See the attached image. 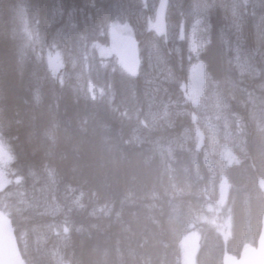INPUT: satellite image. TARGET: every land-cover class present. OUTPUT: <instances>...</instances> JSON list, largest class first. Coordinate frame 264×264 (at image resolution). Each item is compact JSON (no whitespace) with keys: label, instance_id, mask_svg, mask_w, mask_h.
Listing matches in <instances>:
<instances>
[{"label":"trees","instance_id":"1","mask_svg":"<svg viewBox=\"0 0 264 264\" xmlns=\"http://www.w3.org/2000/svg\"><path fill=\"white\" fill-rule=\"evenodd\" d=\"M152 1L0 0V150L8 156L0 213L24 264H181L179 242L191 230L196 264L255 245L264 210L256 186L264 179V0H197L200 10L194 0H168L166 38L151 29ZM194 17L201 45L193 57L179 35ZM114 22L132 26L136 73L96 54ZM54 52L57 71L46 61ZM192 61L204 66V92L223 106L213 142L182 90ZM225 223L227 237L217 230Z\"/></svg>","mask_w":264,"mask_h":264},{"label":"rangeland","instance_id":"2","mask_svg":"<svg viewBox=\"0 0 264 264\" xmlns=\"http://www.w3.org/2000/svg\"><path fill=\"white\" fill-rule=\"evenodd\" d=\"M151 4H153L152 0H146L144 2V8L152 7ZM201 6L202 5H198V3L193 5V7H196V10L203 8ZM228 6L234 7L238 5L233 4ZM232 11V16L235 20L234 23H238L235 17L236 9L234 8ZM197 24L198 21L194 17L191 22V27L187 31H182L181 33V40L187 45L188 52L193 55L197 54L200 48V43L195 34ZM233 29H236V26L233 27L232 30ZM108 37L109 40L106 45L96 46V54L104 59H114L124 67L120 58V51L125 47V45L132 42L134 39L130 26L126 23H112L108 28ZM235 37L237 38L238 36L235 35ZM46 61L54 71H57L61 67V59L56 52L48 54L46 56ZM204 76V68L201 63L193 62L189 64L187 68V82L185 90L188 99L201 114L199 116V120L203 123L206 131L209 133L207 134V137L211 136L210 139L213 141L216 139V133L219 132L220 123L224 125L225 119L223 118V106L221 105L218 96L215 94H207L203 91ZM7 161V154L3 150H0V178L2 177V172ZM209 210H211V208H209ZM217 230L221 235L226 236L229 233V226L225 223ZM198 241V234L193 230L182 236L179 242L181 264H196L195 257L198 249Z\"/></svg>","mask_w":264,"mask_h":264},{"label":"water","instance_id":"3","mask_svg":"<svg viewBox=\"0 0 264 264\" xmlns=\"http://www.w3.org/2000/svg\"><path fill=\"white\" fill-rule=\"evenodd\" d=\"M167 0H158L154 12L153 31L157 36L166 34ZM125 65L136 71L139 67V57L136 44H128L120 53ZM258 188L264 193V181L258 183ZM0 264H23L16 246L13 232L5 220L0 216ZM222 264H264V215L262 218L261 234L258 239L257 250L246 249L240 259L235 260L224 256Z\"/></svg>","mask_w":264,"mask_h":264},{"label":"bare ground","instance_id":"4","mask_svg":"<svg viewBox=\"0 0 264 264\" xmlns=\"http://www.w3.org/2000/svg\"><path fill=\"white\" fill-rule=\"evenodd\" d=\"M146 1V0H145ZM156 1V0H155ZM180 1V0H179ZM191 1V0H190ZM189 1V2H190ZM193 1V0H192ZM261 1V0H260ZM140 2V1H139ZM194 2H196L197 3V0L195 1L194 0ZM199 2V1H198ZM204 2H206V1H204ZM154 3V2H153ZM176 3V2H175ZM182 3V2H181ZM187 3H188V1H187ZM200 3V2H199ZM149 4V3H148ZM186 3H184V5H185ZM262 4V3H261ZM187 5V4H186ZM186 5L184 6V7H186ZM188 5H189V3H188ZM194 5V4H193ZM199 5V4H198ZM169 6H170V4H169ZM262 6V5H261ZM178 8H180V6H177ZM196 7H198V6H196ZM200 7V6H199ZM190 8V7H189ZM194 8V7H193ZM188 9V8H187ZM196 9V8H195ZM143 10H144V8H143ZM205 10V9H204ZM191 11V10H190ZM193 11V10H192ZM191 11V12H192ZM196 11V10H195ZM152 12V11H151ZM178 12H180V11H178ZM183 12V11H182ZM189 12V11H188ZM183 13H185V10H184V12ZM197 13V12H196ZM204 13V12H203ZM193 14H195L194 12H193ZM147 15V14H146ZM185 15V14H184ZM183 16V15H182ZM197 16V15H196ZM135 17V16H134ZM148 17V16H147ZM124 18H125V16H124ZM123 18V19H124ZM200 18V17H199ZM118 19V18H117ZM182 19V18H181ZM197 19V18H196ZM115 20V19H114ZM186 20V19H185ZM264 20V19H263ZM169 21V20H168ZM180 21V20H179ZM188 21V20H187ZM205 22V21H204ZM207 22V21H206ZM115 23V22H114ZM122 23V22H121ZM130 23V22H129ZM181 23V22H180ZM200 23V22H199ZM179 24V23H178ZM203 24V23H202ZM181 25H182V23H181ZM201 25V24H200ZM132 27V26H131ZM146 28H147V25H146ZM183 28V27H182ZM205 29V28H204ZM133 30V29H132ZM184 30V29H183ZM206 30H207V28H206ZM171 31V30H170ZM198 31V30H197ZM176 32V31H175ZM204 32H205V30H204ZM200 35V34H199ZM202 35H203V33H202ZM201 36V35H200ZM205 36V35H204ZM135 37V36H134ZM202 37V36H201ZM200 37V38H201ZM199 38V37H198ZM136 40V39H135ZM161 40V39H160ZM150 41V40H149ZM157 42V41H156ZM166 43V42H165ZM179 44V43H178ZM149 45V44H148ZM147 45V46H148ZM169 45V44H168ZM177 45V44H176ZM180 45V44H179ZM201 45V44H200ZM144 47V46H143ZM174 47V46H173ZM178 47V46H177ZM148 50V49H147ZM184 52H185V50H184ZM160 54V53H159ZM188 54V53H187ZM141 55V54H140ZM142 55H145V54H143L142 53ZM197 55V54H196ZM184 57V56H183ZM142 58V57H141ZM146 58V57H145ZM163 58V57H162ZM188 58H190V57H188ZM63 60V59H62ZM170 60V59H169ZM191 60V59H190ZM143 63V62H142ZM165 63H167V62H165ZM166 67V66H165ZM161 68V67H160ZM165 69V68H164ZM112 70V69H111ZM110 70V71H111ZM166 71V70H165ZM152 75V74H151ZM162 75V74H161ZM146 77V76H145ZM111 81V80H110ZM173 82V81H172ZM171 83V82H170ZM173 85V84H172ZM85 86H86V84H85ZM84 87V86H83ZM126 87V86H125ZM166 87V86H165ZM173 88V87H172ZM77 89V88H76ZM126 89V88H125ZM78 90V89H77ZM210 90V89H209ZM90 91H91V89H90ZM79 92V91H78ZM101 92V91H100ZM99 92V93H100ZM157 92V91H156ZM169 92V91H168ZM77 94V93H76ZM78 95V94H77ZM83 95V94H82ZM180 95V94H179ZM107 96V95H106ZM127 96H128V94H127ZM108 97V96H107ZM171 97V96H170ZM180 97V96H179ZM125 98H126V96H125ZM124 100V99H123ZM129 102V101H128ZM177 102V101H176ZM143 103V102H142ZM143 106V105H142ZM146 107V106H145ZM156 107V106H155ZM169 107V106H168ZM192 107V106H191ZM125 108V107H124ZM152 108V107H151ZM158 108V107H157ZM187 108V107H186ZM139 109H140V107H139ZM156 109V108H155ZM144 110V109H143ZM146 111H147V109H145ZM149 110V109H148ZM160 110V109H159ZM131 111H133V110H131ZM138 111V110H137ZM139 111H141V110H139ZM172 111V110H171ZM227 111V110H226ZM136 112V111H135ZM144 112V111H143ZM155 112V111H154ZM159 112V111H158ZM228 112V111H227ZM131 113H133V112H131ZM130 113V114H131ZM133 114H135V113H133ZM136 115V114H135ZM137 117V116H136ZM153 117V116H152ZM138 118V117H137ZM171 119V118H170ZM171 120H173V119H171ZM141 121H143V120H141ZM142 123V122H141ZM170 124V123H169ZM138 132V131H137ZM136 132V133H137ZM189 132H191V131H189ZM197 133V132H196ZM135 134V133H134ZM141 135H143V134H141ZM194 135V134H193ZM196 135V134H195ZM143 137V136H142ZM221 138V137H220ZM139 139V138H138ZM143 139H144V137H143ZM192 142V141H191ZM190 142V143H191ZM220 142V141H219ZM190 145V144H189ZM191 146V145H190ZM202 147V146H201ZM204 148V147H203ZM191 149V148H190ZM192 150V149H191ZM160 152V151H159ZM191 154V153H190ZM184 156V155H183ZM191 159V158H190ZM167 162H169V161H167ZM177 165V164H176ZM192 165V164H191ZM172 167V166H171ZM192 167V166H191ZM166 168V167H165ZM178 168V167H177ZM186 169V168H185ZM51 170V169H50ZM191 170H192V168H191ZM166 171V170H165ZM26 172V171H25ZM28 172V171H27ZM184 172V171H183ZM39 173V172H38ZM167 173H169V172H167ZM41 174V173H40ZM196 174V173H195ZM182 175V174H181ZM38 176V175H37ZM34 179H36V178H34ZM47 180V179H46ZM33 182V181H32ZM36 183V182H35ZM34 183V184H35ZM32 184V183H31ZM28 185H30V184H28ZM51 186V185H50ZM31 187V186H30ZM38 188V187H37ZM62 190V189H61ZM39 191V190H38ZM188 191V190H187ZM62 192H63V190H62ZM35 194H37V192L35 193ZM183 194V193H182ZM95 195V194H94ZM189 195V194H188ZM64 198V197H63ZM67 198V197H66ZM74 198V197H73ZM189 198V197H188ZM75 200V199H74ZM158 200H159V198H158ZM175 200V199H174ZM178 200V199H177ZM69 201V200H68ZM180 201V200H179ZM186 201V200H185ZM50 202V201H49ZM177 202V201H176ZM181 202V201H180ZM179 202V203H180ZM70 204V203H69ZM178 204V203H177ZM89 205V204H88ZM100 205V204H99ZM52 206V205H51ZM161 206V205H160ZM175 206V205H174ZM94 207V206H93ZM181 208V207H180ZM60 209V208H59ZM173 209V208H172ZM176 209V208H175ZM170 210H171V208H170ZM61 211V210H60ZM102 211V210H101ZM107 212V211H106ZM87 215V214H86Z\"/></svg>","mask_w":264,"mask_h":264}]
</instances>
